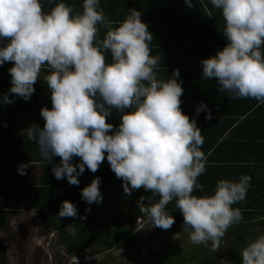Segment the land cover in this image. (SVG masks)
Instances as JSON below:
<instances>
[{
    "label": "clouds",
    "instance_id": "9594fccd",
    "mask_svg": "<svg viewBox=\"0 0 264 264\" xmlns=\"http://www.w3.org/2000/svg\"><path fill=\"white\" fill-rule=\"evenodd\" d=\"M53 0H49L52 3ZM188 8L193 0H184ZM218 9L223 25L218 30L227 43L215 55L200 60L202 77L218 82L233 98L264 101V0H209ZM113 24H116L113 27ZM100 27L105 29L99 38ZM153 34L141 20V13L129 8L123 21L106 19L100 0H82V10L58 0L49 12L41 0H0V65L12 62L9 92L30 99L41 70L50 91L52 107H42L43 127L30 124L21 134L34 141L41 157L49 164L60 157L51 171L71 185L85 168L96 172L106 159L122 180L124 193L143 187L153 196H141L139 212L151 227L169 229L175 218L166 205L175 200L183 216V231L195 245L213 252L228 228L242 219L233 207L246 198L251 177L220 179L211 195H193L201 189L197 178L205 172L207 157L204 138L196 119L180 107L183 94L179 70L167 79H158L159 56L150 54ZM105 51L111 62H106ZM3 103L13 100L5 94ZM121 114L120 123L106 122L112 110ZM211 111L203 102L196 113ZM74 157L79 162L73 164ZM27 165H20L23 174ZM101 180L95 177L81 189L88 204L103 197ZM90 210V209H86ZM73 202H61L59 217H76ZM240 264H264V233L240 249ZM218 264H232L221 258Z\"/></svg>",
    "mask_w": 264,
    "mask_h": 264
},
{
    "label": "trees",
    "instance_id": "16d2710c",
    "mask_svg": "<svg viewBox=\"0 0 264 264\" xmlns=\"http://www.w3.org/2000/svg\"><path fill=\"white\" fill-rule=\"evenodd\" d=\"M44 1L41 3L43 7L55 6L58 2V0H53L52 3H49V0ZM65 3L73 7L69 0H65ZM193 3L195 7L190 9L184 0H100V7L106 12H103L104 16H108L106 19L112 22L125 19L122 18L124 16L122 10L123 13L129 8L140 11L141 20L148 25L149 31L153 34V41L149 45L150 54L160 57L159 65L167 69L168 77L172 75L174 69L179 70V80L184 90L180 97L182 112L190 119L197 120V125L200 124L203 129L201 130L203 136L212 133L207 129L209 125L216 126L217 142L209 144L207 138V143L202 147V151L209 159V164L206 161L205 168L212 167L213 177H201L199 184L202 187L197 189L201 194H194L196 192L194 191L193 195L198 197L203 193L211 195L220 179L237 180L241 174L251 177L245 200L233 205L241 210L242 219L239 223L230 226L225 233H231L235 237V242L231 246L233 255H236L234 251L237 252L240 246L246 245L244 237L248 235L250 238L253 225L264 227V195L257 189L261 187L264 189V140L256 137L257 134H264V101L233 98L228 91L219 90L217 81L202 77L200 60L215 55L227 41L218 30V27L224 23L220 11L215 9L209 0H193ZM111 13L117 15L112 16ZM1 68L0 65V152L1 149L18 152V146L12 144L11 140H14L13 136L19 133L12 130L13 126L24 122L20 113L25 107L20 106L24 105L22 102L15 104L22 101V98L8 91L11 87L9 82L11 76L7 68L3 70ZM5 94L8 97L12 96L11 104L2 102ZM201 102L211 111V119L205 118L206 113L203 110L199 114L196 113V108ZM250 138L255 139V147ZM5 191H10L7 203H11L12 199L16 201L17 195L22 196L24 203L21 206L15 204L11 207L33 210L41 218L49 215L48 211L42 212L40 209L50 208V194L45 203L40 201L41 196L34 197L36 191L47 190L24 187L20 182V176L13 170L11 155L0 153V194ZM174 203L175 201L169 202L166 211L175 218V223L169 229L155 227V234L183 231V216L179 209L173 208ZM5 208L7 207L0 204V229L8 231L9 211ZM241 224H244V227ZM108 246L111 248L114 245ZM200 248L202 249L201 245ZM130 249L143 262L141 245L135 244ZM91 253L97 255L102 252L92 250ZM197 253L193 250L185 252L176 248L166 251L163 247L162 257L148 264H191L200 260ZM208 258V255H205V260ZM103 259L106 260V257ZM103 259H96L91 264H103ZM0 264H6V257L2 252H0Z\"/></svg>",
    "mask_w": 264,
    "mask_h": 264
},
{
    "label": "crops",
    "instance_id": "0c3cea01",
    "mask_svg": "<svg viewBox=\"0 0 264 264\" xmlns=\"http://www.w3.org/2000/svg\"><path fill=\"white\" fill-rule=\"evenodd\" d=\"M46 1V0H45ZM44 1V2H45ZM106 1V0H103ZM82 0H69V3L73 4L74 12H80L82 10L81 7ZM43 3V0H41ZM103 4V3H102ZM51 7H43L42 10L44 12H49ZM102 8V7H101ZM103 9V8H102ZM103 12L104 9H103ZM129 9L124 11L122 10V14L124 17L128 15ZM106 13V12H105ZM120 15V17L122 16ZM112 16H116L117 14L111 13ZM108 17V16H105ZM121 18V19H122ZM116 25L113 24V27ZM105 29L100 27L98 36L99 38H103ZM150 51H151V46ZM106 62H111V54L108 51L104 53ZM13 66L12 62H5L1 65V70ZM162 65L156 69L157 78L158 79H167L168 73L167 69L162 68ZM7 72V71H5ZM4 72V73H5ZM2 72V74H4ZM9 75V74H8ZM45 71L42 69L41 74L34 84L35 91L31 95L30 99L25 101L22 98V101L16 102L15 104L21 102L24 105H20L21 107H25L24 110L20 113V116L24 122L13 126V132H18L19 135L13 136L14 140H11L15 146L17 145L19 150L18 152H11L10 150L5 151L1 149V154L11 155L13 159V170L20 176V182L24 187H34V189L41 188V190L47 191H36L34 197L41 196V202L45 203L47 196L50 194V208H41L40 211H48L49 215H45L44 217H40L36 215L41 221L46 223L52 230L53 234H58L61 236V241L68 245V252L69 254H78L86 258V257H93L91 253L92 250L101 251V252H108L114 250L117 247L123 246L125 247L126 244L130 246L135 244H140L141 248L144 247L145 239L149 233L156 232L155 227H151V221L144 215H142L137 207V201L141 196L145 197L144 203H148L147 198L151 197V202L155 203L159 200V196H153L150 192H146L143 187L132 191L131 195L128 196L124 193V189L122 186V180L117 178L115 173L110 169V165L108 161L105 159L98 167L96 172H91L90 170L85 168L84 173L78 177L80 183L79 185H71L68 183L66 178L57 180L52 174V167L55 164H58L60 161V157H53V161L49 164L46 160H44L38 150V146L34 141L27 139V137L21 134V130L27 128L30 124H38L39 126L43 127L44 120L40 115V110L42 107L51 108V98H50V91L47 88L46 82L44 80ZM7 80V79H6ZM4 80V81H6ZM11 82V78L9 80ZM12 96H9V99ZM34 100V101H33ZM33 101V102H31ZM32 103V104H31ZM121 114L119 111L113 109L111 115L106 118V122L112 123L114 126H118L120 123ZM197 121V120H196ZM211 124V123H210ZM200 130H203L201 125H197ZM207 129L212 132L208 134V136H203V131H201V135L204 138V146L207 143V138L209 144L211 142H217L216 135L218 131L216 130V126L213 127L209 125ZM262 133L257 134V138H261L264 140ZM250 141L255 147V139L250 138ZM202 145V147H203ZM211 147V146H210ZM79 157H74L72 163L76 164L79 162ZM209 159L206 161L209 164ZM20 165H27L26 168L23 169V174H19L17 169ZM207 169V172H206ZM212 167L208 166L205 168V172L201 174L197 178V182L199 183L201 177L207 176L208 178H212L211 175ZM95 177H100L101 183L99 186V190L102 194V201L97 203H92L88 205L82 198H81V189L91 183V181ZM206 178V177H204ZM48 187V189H45ZM204 189V188H203ZM259 189L264 195V189ZM194 194L200 195L201 192L198 190ZM10 192V191H6ZM205 193H203L204 195ZM2 195H5L3 193ZM68 200L73 202L77 208V216L76 217H59L57 215L59 211V207L62 201ZM7 202V199L5 200ZM173 200L172 202H174ZM12 202L15 203V200L12 199ZM8 204L9 210H16L20 209L11 207L14 203ZM17 202L21 206L23 204L22 196L17 195ZM14 208V209H12ZM174 209H178L174 203ZM86 209H90L87 210ZM33 211V210H30ZM35 211V210H34ZM138 219L145 221L144 224H139ZM257 225V224H255ZM169 233H177L175 239H170L168 241H163L160 243V246L167 247L172 242L176 240H180L181 237L188 236L187 232L184 231H173V232H165L162 234H166L167 236H171ZM264 233V228H263ZM157 235V234H156ZM181 235V237H180ZM229 243L233 244L235 242V237L233 235L228 236ZM134 236V237H133ZM150 237V236H148ZM245 243L250 241L248 235L244 237ZM78 242V246H77ZM175 243V242H174ZM108 245H114L113 247L109 248ZM84 246L89 247V253L86 255L83 253ZM134 247V246H132ZM131 247V248H132ZM129 248V247H128ZM127 248V249H128ZM163 249V248H161ZM166 250V248H165ZM163 251V250H162ZM73 254V256H74ZM99 254V253H98ZM96 256V255H94ZM91 258L89 259V264L92 263ZM96 260V259H95ZM69 264H75V262H70Z\"/></svg>",
    "mask_w": 264,
    "mask_h": 264
},
{
    "label": "rangeland",
    "instance_id": "374dc122",
    "mask_svg": "<svg viewBox=\"0 0 264 264\" xmlns=\"http://www.w3.org/2000/svg\"><path fill=\"white\" fill-rule=\"evenodd\" d=\"M4 193L5 195L0 194V204L1 206L7 207L5 209L9 211V227L8 231L0 229V252L6 257V264H69L70 262H75V264H89L88 262L91 257L80 258L84 256L76 253H73V256V254L67 253L68 245H65L61 241V236L53 234V230L36 217L33 211L26 209L9 210L8 204L10 203H7L5 200L10 195V192L5 191ZM15 204L19 205L17 200L13 205ZM243 225L241 224V226ZM263 228L258 226V224H254L250 233V240L262 234ZM152 234H148L150 237L147 236L143 244L144 247L142 246L141 248V259H143V262L135 252L131 251L130 248L134 245L130 246L129 244H126L125 247L121 246V248L117 247L114 250L99 253L96 256L93 255L91 261L93 262L95 259H103V257H106V260L103 259V264H148L162 257L163 249L161 248L164 246L161 247L160 244H154L153 241L158 235ZM176 236L160 235L159 238L161 241H168L175 239ZM188 239L189 236L184 237L183 235L180 240H176L174 241L175 243L172 242L173 244L165 247L166 251L173 248L185 252L197 251L200 260L194 261L191 264H218L221 258L232 262V264H240L241 256L239 251L246 246L244 244L240 246L237 252L234 251L236 255H233V249L231 243H229L227 234L221 238L219 249L215 252L212 250L211 242H209L208 246L201 245V249L200 245L192 244ZM83 253L85 255L89 253V247L84 246ZM205 255L209 257L206 260Z\"/></svg>",
    "mask_w": 264,
    "mask_h": 264
},
{
    "label": "built area",
    "instance_id": "2783aa9c",
    "mask_svg": "<svg viewBox=\"0 0 264 264\" xmlns=\"http://www.w3.org/2000/svg\"><path fill=\"white\" fill-rule=\"evenodd\" d=\"M137 221H138L139 224H144V223H145V221H143V220H141V219H138ZM169 234H170L171 236H176V235H177V233H169ZM154 235H156V234L154 233ZM157 235H158V236H157V238L153 241V243L159 245V244L161 243V242H160L161 239L159 238L160 235H161V236H167V235H166V234H157Z\"/></svg>",
    "mask_w": 264,
    "mask_h": 264
},
{
    "label": "water",
    "instance_id": "95a60500",
    "mask_svg": "<svg viewBox=\"0 0 264 264\" xmlns=\"http://www.w3.org/2000/svg\"><path fill=\"white\" fill-rule=\"evenodd\" d=\"M17 172L20 174V172L18 171V169H17Z\"/></svg>",
    "mask_w": 264,
    "mask_h": 264
}]
</instances>
